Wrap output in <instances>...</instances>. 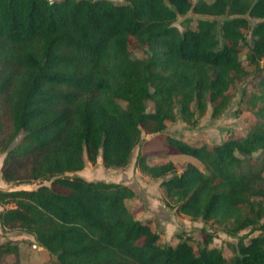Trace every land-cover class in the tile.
<instances>
[{
  "label": "trees",
  "instance_id": "trees-1",
  "mask_svg": "<svg viewBox=\"0 0 264 264\" xmlns=\"http://www.w3.org/2000/svg\"><path fill=\"white\" fill-rule=\"evenodd\" d=\"M189 13L201 18L180 31ZM239 83L246 134L212 146L161 135L208 106L221 116ZM143 133L200 164L177 173L136 157L177 214L257 235L230 258L208 234L196 252L161 244L129 213L132 188L67 175L99 157L125 168ZM0 152L6 185L39 184L0 190V230L31 235L58 264H264V0H0ZM18 255L0 243V264Z\"/></svg>",
  "mask_w": 264,
  "mask_h": 264
},
{
  "label": "rangeland",
  "instance_id": "rangeland-1",
  "mask_svg": "<svg viewBox=\"0 0 264 264\" xmlns=\"http://www.w3.org/2000/svg\"><path fill=\"white\" fill-rule=\"evenodd\" d=\"M114 3H123V0H109ZM211 0H192V3ZM197 18L192 14L177 18L175 26L181 31L182 23L186 19H191L190 26L195 25ZM139 55V54H137ZM244 52L240 55L242 60ZM243 83V82H242ZM242 83L237 84L229 90L231 100L229 107L224 113L213 118L211 108L208 106L204 112H196L195 118L189 123L177 119L173 122H166L162 136L174 138L192 146L207 145L212 146L220 144L227 137L233 135L246 134L247 128L254 123V117L249 111V104L243 99V104L239 105L240 97L245 92H249L250 87ZM243 89H246L243 91ZM124 106V103H121ZM152 105L148 109L151 111ZM163 139V138H162ZM159 138V135H149L143 133L141 141L134 148L130 163L123 169L104 170L101 166L100 157L95 164L85 161L82 171L67 174L68 176H80L87 181H103L110 183L124 184L132 188L135 198L126 202L129 213L137 220L143 222L150 229L158 234L161 244L175 245L179 238L189 239V244L195 252L205 239V235L211 236L210 248L219 249L225 258L232 256V248L236 247L238 241L242 238L246 242L250 237L257 233H249V229L240 232L236 237H230L220 230L215 224L201 220H192L189 217L177 214L170 207L171 203L165 198L164 192L159 186L160 181H154L142 175L135 165L138 154L147 158L149 165L159 164L165 161H171L176 166L177 173L181 172L187 164L200 167L195 159L185 155H175L169 152L168 147ZM4 154L0 152V172ZM48 185V183H46ZM38 182L31 185H6L1 180L0 190L26 189L31 190L37 187ZM14 243L19 248V264H58L57 261L48 255V253L39 247L34 238L23 232H2L0 230V243ZM14 260L13 256L6 258L7 262Z\"/></svg>",
  "mask_w": 264,
  "mask_h": 264
}]
</instances>
